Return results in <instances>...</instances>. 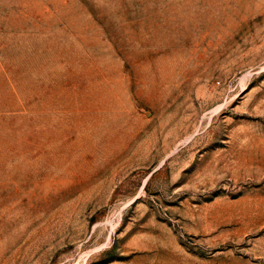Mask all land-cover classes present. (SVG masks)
I'll return each instance as SVG.
<instances>
[{"label": "rangeland", "instance_id": "1", "mask_svg": "<svg viewBox=\"0 0 264 264\" xmlns=\"http://www.w3.org/2000/svg\"><path fill=\"white\" fill-rule=\"evenodd\" d=\"M0 264H264V0H0Z\"/></svg>", "mask_w": 264, "mask_h": 264}]
</instances>
